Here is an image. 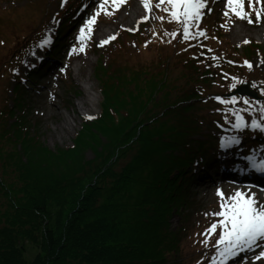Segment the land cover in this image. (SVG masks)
<instances>
[{
  "label": "trees",
  "instance_id": "obj_1",
  "mask_svg": "<svg viewBox=\"0 0 264 264\" xmlns=\"http://www.w3.org/2000/svg\"><path fill=\"white\" fill-rule=\"evenodd\" d=\"M211 23L207 21L206 32L221 35L220 23ZM129 34L122 29L107 61L99 58L94 72L103 92L100 112L83 121L71 146L45 147L24 103L17 99L15 107L7 109L9 97L3 99L0 264H186L192 260V254L183 256L191 231L196 227L203 232L209 223L200 205L190 212V205L183 204L192 201L190 187L200 180L194 169L204 167L214 144L215 136L202 127L212 122L207 117L208 102L217 101L220 91L214 90L215 80L209 76L213 72L198 69V52L205 51L196 44L184 52L174 49L162 55L155 67L123 65L126 41L120 36ZM134 34L139 43L148 36L139 30ZM258 46L250 41L242 49L230 46V51L242 62ZM169 61L176 70L182 68L180 74L171 73ZM182 72V84L166 91L172 80L183 77ZM118 79H122L121 94L115 86ZM194 79L198 83L191 85ZM159 92L162 99L156 96ZM17 109L23 112L16 114ZM200 113L206 115L200 118ZM216 124L229 127L223 121ZM250 134L254 137L257 132ZM87 150L93 153L90 159ZM174 213L180 225L172 229ZM202 250L198 248V255Z\"/></svg>",
  "mask_w": 264,
  "mask_h": 264
},
{
  "label": "rangeland",
  "instance_id": "obj_2",
  "mask_svg": "<svg viewBox=\"0 0 264 264\" xmlns=\"http://www.w3.org/2000/svg\"><path fill=\"white\" fill-rule=\"evenodd\" d=\"M62 2L63 0H0V41H2L0 43V114L3 112L0 117L5 113L2 108L5 96L9 97L7 109L14 108L16 100H20L24 103L25 112H28L30 118H32V128H35L39 133L45 147L56 150L57 148L71 146L78 131L82 128L83 121H88L85 119V116L91 115L95 117L100 112L103 92L101 93L102 87L100 88V82L97 80L98 78L95 75L94 69L97 66L99 58L103 62L107 61L109 48H113L114 42L111 40L109 43L100 46L101 40H97L95 37L98 28L109 31V34L106 33V35L101 36L104 40L110 36L120 34L122 29L130 33L128 36H120L124 42L126 41L125 51L121 56V60L123 59L124 61L123 65L126 63L132 65V63L136 62V66L139 68L145 65L155 67L156 64H159L160 57L163 58L162 55L172 53L174 49H180L181 52H184L186 51L185 49H188L194 44L198 48H204L205 52H198V55L201 56L200 59H196L199 66L198 69L200 71L206 69V72H213L209 76L215 80L213 82L215 85L214 90L215 92L220 91L217 101L208 102V105L211 106L207 110L209 114L207 117L211 118L212 122L207 121L202 127L203 132H208L211 136H215L213 137L215 140H213L214 144L216 141V146L213 144L209 152L217 151L223 138L234 137L235 134H228L229 129H223L224 131L215 129V127L220 126L216 124L218 121H223L227 125L235 123V116L232 114V110L251 108V111H240L244 120L249 124L253 119L258 121L264 120V114L258 111L261 106H264V63H261V61H264V16H262L261 22L259 23L255 22L256 18L254 13L252 16L254 23L252 24H249L246 20L236 19L235 17H232L231 21H229V18L223 16L225 0H208V9L211 10L212 8V11L209 12L206 9L203 19L199 22L200 29L206 35L197 36L195 39L185 41L181 26L175 22L170 23L167 18V13L155 7H153L151 13H148L143 7L142 0H127L118 10H115L113 15L108 16L101 13L93 26L91 39L86 42L85 50L83 52L73 53L71 50L73 48L78 49L80 45L77 39L80 27L95 13L100 0H66V2H63V6H61ZM81 2H86V4L83 5ZM155 2L156 0H153V3ZM246 3L247 1L245 0V5L248 7ZM70 5H74V7L70 9ZM134 5H138L142 13L138 18H134L129 22L130 11ZM247 7H245V10H248ZM256 7L259 8L260 5L258 4ZM108 10L112 11L111 5L108 6ZM145 15L149 16L147 20L151 21L150 25L145 23L147 20H142V17ZM160 16H164L165 19L160 20L158 18ZM207 18L214 19L215 22L220 23L221 35L206 32L207 23L205 20ZM70 19V23L73 22V25L66 31L69 28V23L67 22ZM225 24L228 26L243 24L241 27H245V30L249 33L248 39L246 40L261 45L257 47L253 56L241 62L239 56L230 51V46H237L242 49L241 46L244 47L247 43H244V41L242 43L234 41L232 37L233 32L228 29V26L227 29L221 26ZM128 29L135 30L129 31ZM151 29L155 32H152ZM260 29L263 30V33L259 37ZM138 30L141 33L147 32L148 35L142 43L137 41L134 34ZM174 31L177 32L175 38L166 34ZM191 31L195 32L196 29L193 28ZM99 32L101 34V31ZM49 37L51 43L45 47H39L42 40ZM66 38L68 40L64 43V39ZM229 54H233V58L229 57ZM194 55L195 52L191 53V56ZM78 58H88L91 63L87 65L83 61L84 72L77 79L72 67ZM245 61L250 62L252 67L249 68L245 65ZM52 62V66L49 67ZM231 66L235 68L228 70ZM168 67L172 74H180L182 70V68L176 70V67L171 61H169ZM33 68H37L34 73L31 72ZM27 70L31 75L30 78L32 80L34 79V81L28 85L24 84V88H21L20 86L22 85L20 82H24V79L20 77L25 75ZM180 78L176 82L172 80L170 85L173 87L169 86L166 91L172 90L176 83L181 85V81L185 79L184 73L183 77ZM233 78L248 81L250 83V90H256L260 93L259 99L255 100L247 98L246 96H240L239 94L230 95V90L233 89L231 88V84L234 82ZM86 81L93 86L92 93L95 96V103L90 113L83 115L81 112L82 114L79 115L76 110V103L79 101L80 95L82 96L84 94L82 87ZM188 83L189 81H186L183 85L187 86ZM196 83H198L197 79L190 82L191 85ZM121 84L122 79L117 80V85L115 83L117 93L119 92L120 94ZM156 96L160 99L164 97L163 92H159ZM233 96L237 98V103H221L222 100H231ZM121 98L123 97L119 99ZM245 99L250 101L249 105L243 103ZM51 100L60 106V112L57 110L59 115L57 113L55 115L49 114ZM127 109L133 111L129 106ZM22 112L20 109L16 110V114ZM64 114L69 115L71 118L72 130L60 136L59 133L53 131V127L61 120L60 115ZM72 116H75V118H72ZM199 117L202 118L201 113ZM2 129V123L0 122V130ZM256 130L250 129L249 131L253 133ZM256 132L258 136L259 132ZM239 135L241 134L239 133ZM240 141L247 147L246 144L249 141H244L243 137ZM262 149H264V145H262ZM219 150L222 153V157L235 158L243 149L236 148L233 144L227 148L221 146ZM85 155L87 159H90L93 153L87 150ZM208 164L206 168L209 170L212 161H209ZM2 171L1 169V177L4 175ZM221 171L223 172L225 170L222 169ZM236 171L243 172V169L241 166L236 165ZM249 181V179L246 180V182ZM244 184L249 185L248 183ZM238 186L240 185H234L229 180L220 182L214 179L204 183L201 182L200 184H195L193 181L190 187L193 198L189 197L192 201H184L185 203L183 205L188 208L190 205V212L194 207L200 205L203 209L204 220L209 224L205 225L203 232L199 231L196 227L192 229L191 236L193 233V238H190L188 247L183 252V256L192 254V260L187 261L186 264H212V257L216 253L213 245L215 240L218 239L220 229H217L216 234L210 236L207 235L206 230L212 223L220 219V217L212 215L220 211L221 197L217 193L218 191L223 192L224 196L228 197L239 190V188L237 189ZM239 191H252L256 194L261 193L262 195L259 197L262 198L261 202L264 203V193L260 192V190L244 188ZM178 209L183 210L185 208L179 207ZM177 216L174 213L170 219V228L172 229L180 225ZM196 238L199 239L200 245L197 243ZM205 239L208 240L207 245L204 243ZM199 247L203 248L201 255H198L200 252H196ZM233 260L234 258L229 261V264H247V261L234 263ZM252 260H254V257ZM251 264H264V260L255 261Z\"/></svg>",
  "mask_w": 264,
  "mask_h": 264
},
{
  "label": "snow or ice",
  "instance_id": "obj_3",
  "mask_svg": "<svg viewBox=\"0 0 264 264\" xmlns=\"http://www.w3.org/2000/svg\"><path fill=\"white\" fill-rule=\"evenodd\" d=\"M66 2V0H63ZM63 2L62 5L63 6ZM127 0H100L98 8L95 13L90 16L85 24L80 27L77 39L80 42L79 48H73V53L83 52L85 50L86 42L91 39L93 26L97 18L103 13L104 15L111 16L115 10H118L122 4ZM143 7L148 13L152 12L153 7L160 9L168 14L169 22H175L182 28L183 39L185 41L195 39L197 36H205L206 33L200 29L199 22L205 15V10L208 9V0H142ZM248 10H245V0H225V10L223 16L229 18L246 20L249 24L254 23L252 16L255 14V22H261L264 16V0H247ZM260 5L259 8L256 5ZM111 5L112 11L108 10ZM210 11V9H208ZM164 20V16L158 17ZM149 19L148 15L142 17V20ZM227 29V24L221 25ZM195 28L193 32L191 29ZM133 31L135 29H128ZM173 38L177 36V32L166 33ZM116 38L115 35L108 37V39L101 41L100 46L109 43ZM2 43V41H0ZM51 43V39L44 38L39 44V47H45ZM244 43H249L245 40ZM249 68L252 64L248 61L244 62ZM264 63V61H261ZM231 88L235 89L237 84H242L244 81L233 78ZM255 87V85H253ZM219 99V98H217ZM221 103L235 104L237 98L233 96L231 100H222ZM245 105H249L250 101L243 100ZM251 108L243 110H232L235 116V123L232 127L236 130H242L246 127L252 129H259L264 132V120L253 119L250 124L246 122L240 111H251ZM258 111L264 114V106H261ZM87 120L95 119L94 116H85ZM238 137H225L222 141V146L227 148L233 144H239ZM249 161V167L264 171V159L259 163L252 156L244 158ZM264 192V189L261 190ZM221 197L220 211L212 215L220 217L217 222H214L206 230L207 235H214L217 229H220L218 239L215 240L214 247L216 249L215 255L212 257V264H229L233 258L239 257L242 252L251 251L255 248L261 249L258 254L254 256V261L264 260V203H261L256 196V193H246L244 191H236L231 196L225 197L223 192L217 193ZM204 243L207 245L208 240L205 239ZM247 257H245L246 259Z\"/></svg>",
  "mask_w": 264,
  "mask_h": 264
},
{
  "label": "bare ground",
  "instance_id": "obj_4",
  "mask_svg": "<svg viewBox=\"0 0 264 264\" xmlns=\"http://www.w3.org/2000/svg\"><path fill=\"white\" fill-rule=\"evenodd\" d=\"M141 8L138 7V5H134L132 7V10L130 11V18H129V22L132 21V19L134 18H138L141 15ZM244 23V22H243ZM243 24H235V25H229L228 29L230 31L233 32L232 37L233 40L236 41L237 43H242L243 41H245L246 39H248V31L245 30V27H241ZM101 31V34L100 32ZM108 30H102L100 28H98L96 30V39L97 40H101L103 41L104 39L101 36L106 35V33H108ZM260 35L258 34V36L260 37L263 33V30L260 29L259 30ZM109 34V33H108ZM83 61H85V64L89 65L91 62L88 58H78L77 62L73 65L72 69L74 70V74L75 77L78 79L79 76L81 74H83ZM84 90V94L81 96L80 95V99L79 101L76 103V110L78 111V114L81 115L83 113V115H86L87 113H90V110L93 108L94 105V101H95V96L92 93L93 90V86L92 84H90L88 81L85 82V85L82 87ZM60 109V106L58 104H56L53 100H51L50 102V108H49V114L50 115H55ZM82 112V113H81ZM57 115H59L57 113ZM61 116V120L58 121L54 127H53V131L55 133H59L60 136L69 133L72 130V122H71V118L69 117V115H60ZM72 118H75V116H72ZM218 160V157H214L213 159ZM246 193H254V192H246ZM261 193H257V199L261 202ZM262 203V202H261ZM249 258H252V256L250 255Z\"/></svg>",
  "mask_w": 264,
  "mask_h": 264
},
{
  "label": "water",
  "instance_id": "obj_5",
  "mask_svg": "<svg viewBox=\"0 0 264 264\" xmlns=\"http://www.w3.org/2000/svg\"><path fill=\"white\" fill-rule=\"evenodd\" d=\"M233 94H239L240 96H246L248 98H259L255 91L250 90V83L248 81H244V83L237 85V87L230 92V95Z\"/></svg>",
  "mask_w": 264,
  "mask_h": 264
}]
</instances>
